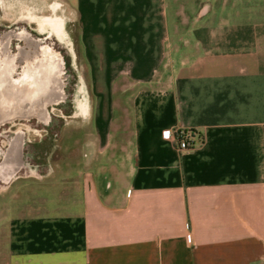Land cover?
<instances>
[{
	"label": "crops",
	"instance_id": "0c3cea01",
	"mask_svg": "<svg viewBox=\"0 0 264 264\" xmlns=\"http://www.w3.org/2000/svg\"><path fill=\"white\" fill-rule=\"evenodd\" d=\"M174 1L200 10L170 25L168 0H66L87 64L129 68L139 85L130 124L112 129L107 75L97 136L66 144L80 153L53 175L36 159L56 145L23 140L13 174L46 180L0 202V264H264V0ZM162 67H174L167 83ZM22 177L0 172L11 188Z\"/></svg>",
	"mask_w": 264,
	"mask_h": 264
},
{
	"label": "rangeland",
	"instance_id": "374dc122",
	"mask_svg": "<svg viewBox=\"0 0 264 264\" xmlns=\"http://www.w3.org/2000/svg\"><path fill=\"white\" fill-rule=\"evenodd\" d=\"M32 1L33 0H0V41L4 39L6 34L16 33L20 29H25L30 32L36 47H41L45 44L50 45L57 51L60 58L63 93L61 95L62 97L56 103L48 106L47 121H41L37 118H31L29 120L20 119L15 123H7L0 129V163L9 148L10 141L15 137L17 130H19L23 134V140L26 143V151L31 148L29 146L30 144L37 145L42 143L50 146L56 145L51 156H45L42 151L41 159H36L39 162H46L43 169L47 176H50L55 173L58 163L60 164L66 161V159L68 160L70 156L80 153L79 147L75 149L68 148L67 150H73V152H68L66 150V144H74L86 137L91 138L97 136L96 100L98 101V78L100 77V81L103 82L107 75H117L111 85L103 83L104 91L109 93L113 92L114 99L112 100L115 105V114L112 121L113 130H118L120 127H125L126 130H128L131 117V98L129 97L139 85L128 72L129 68L124 69L126 72H120V68H96L87 64L88 61L83 51L79 21L76 13L66 0ZM205 2L215 5L208 0H205ZM54 3L59 4L57 13L65 18V41H60L52 32L38 31L37 24L35 23L26 20H18L19 17L27 16L28 14L40 16L50 15L53 12L51 6ZM216 6L218 10L219 4H216ZM182 8H185L191 16H194L197 15L200 10V4L193 2L177 4L174 0H168L170 25L174 20L171 18L172 13H175L178 9L182 10ZM188 38L192 39L193 37L188 35ZM10 45L12 50H15V47L18 45L28 46L26 42L15 36H12ZM22 64L23 61L20 60L18 68H21ZM173 72L174 67L154 68V76H158V78L164 76V81H166V83L173 76ZM100 85L102 84L100 83ZM81 87L84 89L82 93L78 91ZM83 98L88 99L90 102V113L85 118L80 115H75L78 110V100ZM24 159L26 161L29 160L27 157H24ZM19 174L25 177H22L16 182L12 188L10 187V183L7 184L0 179V202L8 200L10 203L13 199V196H11L12 193L15 192L21 184L33 182L34 180H46V176L39 177L38 172L30 170L26 172L25 170H20L14 173L12 177ZM49 181L50 182L47 183L51 185V180ZM28 185H32V183ZM7 193L8 195L6 198L2 197ZM1 207L2 206H0V221L6 218V212L1 211L5 207L2 209Z\"/></svg>",
	"mask_w": 264,
	"mask_h": 264
},
{
	"label": "flooded vegetation",
	"instance_id": "af4514ba",
	"mask_svg": "<svg viewBox=\"0 0 264 264\" xmlns=\"http://www.w3.org/2000/svg\"><path fill=\"white\" fill-rule=\"evenodd\" d=\"M58 9L59 7L56 11L51 9L53 12L50 15L58 14ZM18 20L37 24L27 16H21ZM37 28L40 31L38 24ZM40 32H52L58 37L53 27H45ZM12 36L26 42L28 46L18 45L15 50H12L10 45ZM20 60L23 64L21 68H18ZM60 65L57 51L47 44L36 47L33 37L27 30L20 29L16 33L5 35L0 41V129L5 124L15 123L20 119L48 120V106L56 103L63 93ZM78 91L82 93L84 89L81 87ZM77 108L75 115L85 118L84 114L90 113L89 100L79 99ZM22 143L23 134L17 130L0 167L6 182L10 180L16 169L15 164L20 155Z\"/></svg>",
	"mask_w": 264,
	"mask_h": 264
},
{
	"label": "bare ground",
	"instance_id": "6f19581e",
	"mask_svg": "<svg viewBox=\"0 0 264 264\" xmlns=\"http://www.w3.org/2000/svg\"><path fill=\"white\" fill-rule=\"evenodd\" d=\"M58 7H59V4L58 3H54L51 6V9L56 11V9ZM27 17L31 21L33 20L34 22H36L38 24V27H39L40 31L43 30L45 27H53L55 29V31H56V34L58 35V38L61 41H65V29H64L65 18H64V16H61V15H58V14L54 13L53 15H48V16H38L36 14H28ZM84 115H86V117H87L88 113H85Z\"/></svg>",
	"mask_w": 264,
	"mask_h": 264
},
{
	"label": "built area",
	"instance_id": "2783aa9c",
	"mask_svg": "<svg viewBox=\"0 0 264 264\" xmlns=\"http://www.w3.org/2000/svg\"><path fill=\"white\" fill-rule=\"evenodd\" d=\"M165 138H173L178 142V148L180 150H189L193 148V142L188 136V132L185 130H177L175 134H172L170 130L166 129L163 131Z\"/></svg>",
	"mask_w": 264,
	"mask_h": 264
}]
</instances>
